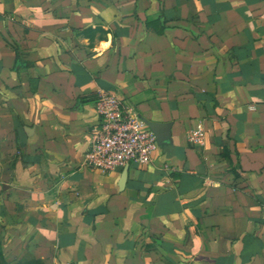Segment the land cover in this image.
Here are the masks:
<instances>
[{"label":"crops","instance_id":"crops-1","mask_svg":"<svg viewBox=\"0 0 264 264\" xmlns=\"http://www.w3.org/2000/svg\"><path fill=\"white\" fill-rule=\"evenodd\" d=\"M101 92L159 126L150 165L82 166ZM0 242L11 264H264V0H0Z\"/></svg>","mask_w":264,"mask_h":264},{"label":"built area","instance_id":"built-area-1","mask_svg":"<svg viewBox=\"0 0 264 264\" xmlns=\"http://www.w3.org/2000/svg\"><path fill=\"white\" fill-rule=\"evenodd\" d=\"M97 123L90 132L82 166L109 174L130 166H148L153 161L157 140L149 125L117 92H101L94 101ZM203 132L193 134L195 142Z\"/></svg>","mask_w":264,"mask_h":264},{"label":"trees","instance_id":"trees-1","mask_svg":"<svg viewBox=\"0 0 264 264\" xmlns=\"http://www.w3.org/2000/svg\"><path fill=\"white\" fill-rule=\"evenodd\" d=\"M0 264H7L4 261V255H3V250H2L1 242H0ZM26 264H40V262L39 261H35L34 259H30V262H28Z\"/></svg>","mask_w":264,"mask_h":264},{"label":"rangeland","instance_id":"rangeland-1","mask_svg":"<svg viewBox=\"0 0 264 264\" xmlns=\"http://www.w3.org/2000/svg\"><path fill=\"white\" fill-rule=\"evenodd\" d=\"M4 261H5L7 264H11V263L7 262L5 259H4ZM28 262H30V260H29L28 258L23 257V258H21V259L15 258L13 263H14V264H26V263H28Z\"/></svg>","mask_w":264,"mask_h":264},{"label":"water","instance_id":"water-1","mask_svg":"<svg viewBox=\"0 0 264 264\" xmlns=\"http://www.w3.org/2000/svg\"><path fill=\"white\" fill-rule=\"evenodd\" d=\"M149 127H150V129L152 130V132L154 133V135H155V137H156V140H157V143H159V140H158V138H157V129H160V128H158L159 126H157V129H154L153 127H151L150 125H149ZM124 175L126 176L127 175V169L124 171ZM123 178V177H122ZM122 180V179H121Z\"/></svg>","mask_w":264,"mask_h":264}]
</instances>
